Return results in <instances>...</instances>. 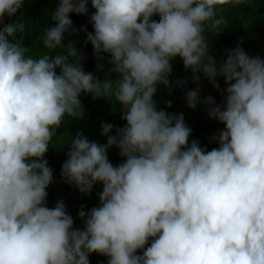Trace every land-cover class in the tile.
<instances>
[{
    "label": "clouds",
    "instance_id": "obj_1",
    "mask_svg": "<svg viewBox=\"0 0 264 264\" xmlns=\"http://www.w3.org/2000/svg\"><path fill=\"white\" fill-rule=\"evenodd\" d=\"M241 3L91 0L86 39L95 56L110 54L108 72L117 74L101 79L74 46L51 54L75 30L69 14L88 12V0H58L38 55L12 38L22 23L4 22L24 0H0V264H90L92 252L107 264H264V58L237 43L217 66L206 36L223 29L225 6ZM176 56L193 81L201 72L214 88L218 76L225 81L222 104L199 87L186 92L188 107L209 105L224 124L211 150L189 143L183 113L153 99L158 84L171 91ZM82 92L119 103L125 123L115 134L102 124L106 143L70 138L62 179L84 194L102 183L99 205L78 211L81 228L63 199L47 206L53 170L44 154L65 116L83 114ZM113 145L125 157L116 165Z\"/></svg>",
    "mask_w": 264,
    "mask_h": 264
},
{
    "label": "trees",
    "instance_id": "obj_2",
    "mask_svg": "<svg viewBox=\"0 0 264 264\" xmlns=\"http://www.w3.org/2000/svg\"><path fill=\"white\" fill-rule=\"evenodd\" d=\"M58 0H24L22 8L11 16H5V23H22L23 30H16L13 34L14 40H19L22 45L30 46V54L38 55L46 49L40 40L44 29L53 23L50 14L54 11ZM86 13H70L73 22V29L65 33L62 42L64 47L54 50L51 54H67L68 46H74L84 57L82 64L85 71H92L93 74L101 79L107 73L115 77V72H108L111 67L109 63V53L101 52L97 57L93 54L90 41H87V32L93 31L90 22V13L95 11L91 0H88ZM224 16L223 29L218 33H206L209 45V54L215 58L217 66L226 57V51L234 48L237 43L247 54L260 55L264 58V0H243L238 5L225 6L222 13ZM152 19H159L158 15H153ZM172 71L169 74L171 91L163 84L157 85L154 94V101L157 107L172 113H183L184 120L192 131L189 136V143L192 139L199 141L201 147L211 150L218 147L216 141L210 138L224 128V124L215 118H210L207 112L209 105L199 103L195 108H190L186 103V92L199 87V96L211 95L215 102L222 104L224 101L226 87L222 76L217 77L219 88H214L204 74L199 73L200 79L193 81L191 69H186L179 56L171 61ZM59 72V68L56 69ZM186 80L185 84L178 85L176 81ZM80 100L84 111L80 116H65L64 122L56 129L48 150L44 154L48 165L53 170V179L48 185L46 204L54 207L57 200L63 199L66 211L73 218V227H83V219L78 216L81 206L85 213L92 207L99 205V192L102 190V183L96 182L88 194L81 193L75 185L64 181L61 177L62 162L67 158L70 147V138L77 132L86 136L89 140L99 143H106L107 136L102 134V124L111 123L114 127L110 134H115L118 127L123 126L125 121L121 118V105L111 103L105 97L93 98L90 93L80 94ZM171 101V105L166 101ZM108 158L116 165L122 162L125 157L119 155V149L115 145L108 149ZM153 238H149L147 247ZM141 253L143 249H137ZM107 257L103 254L92 252L89 254L90 264H107Z\"/></svg>",
    "mask_w": 264,
    "mask_h": 264
}]
</instances>
